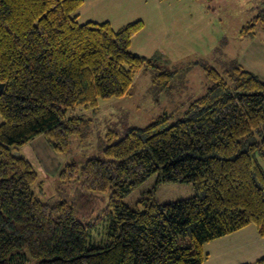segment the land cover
<instances>
[{"label":"trees","instance_id":"trees-1","mask_svg":"<svg viewBox=\"0 0 264 264\" xmlns=\"http://www.w3.org/2000/svg\"><path fill=\"white\" fill-rule=\"evenodd\" d=\"M83 3L0 0V264H23L28 255L37 264H203L210 241L251 224L264 236V80L240 60L226 74L206 66L211 85L173 124L164 113L115 142L111 132L106 158L64 166L65 181L111 191L105 245L89 242L78 215L93 210L90 196L49 203L35 194L38 175L15 154L20 146L44 135L55 152L67 151L83 123L69 111L128 94L147 67L161 71L159 82L173 75L158 56L131 50L142 19L117 30L108 21L80 22ZM258 27L264 32V3L241 35L264 42ZM155 173L143 208L123 201ZM163 182L192 184L195 194L160 203ZM248 264H264V256Z\"/></svg>","mask_w":264,"mask_h":264},{"label":"rangeland","instance_id":"rangeland-1","mask_svg":"<svg viewBox=\"0 0 264 264\" xmlns=\"http://www.w3.org/2000/svg\"><path fill=\"white\" fill-rule=\"evenodd\" d=\"M160 3L158 10L165 25L148 24L131 49L148 57L157 52L155 56L161 59V68L173 73L170 80L156 81L155 76L161 71L147 67L136 75L128 94L100 99L95 108L77 107L69 111V115H79L83 123L81 135L71 137L67 151L55 152L44 135L19 149L37 172L33 191L40 199L49 203L67 199L73 203L83 192L93 199V210L86 215L78 214L88 227L90 243L105 245L109 241L107 209L111 191L84 189L78 179L65 181L61 177L64 166L73 161L81 164L89 157L106 158L105 148L111 132L116 134L115 142L129 129L146 127L164 113L170 115L166 126L181 118L189 104L203 95L212 83L205 67L212 66L226 74L231 62L240 58L253 42L249 35H241V30L258 15L264 0H160ZM116 16L120 18L121 13L115 14V20ZM259 29L258 35L264 37ZM260 77L264 80V76ZM158 176L155 173L125 194L123 201L131 207L143 208L140 201L157 184ZM194 194L192 184L163 182L157 185L155 198L160 203H169ZM25 251L23 248L15 250ZM20 258L23 264H37L30 255Z\"/></svg>","mask_w":264,"mask_h":264},{"label":"crops","instance_id":"crops-1","mask_svg":"<svg viewBox=\"0 0 264 264\" xmlns=\"http://www.w3.org/2000/svg\"><path fill=\"white\" fill-rule=\"evenodd\" d=\"M152 2L150 3V0H84L83 5L78 11L79 20L82 19L83 22L108 21L117 30L128 23L142 19L144 27L133 37L132 48L134 42L140 37V34H142V31L148 24L155 22L158 25L161 23V26H164L166 23L165 21H161L163 17L158 10L161 5L160 0H152ZM117 12L121 13V17L118 18L116 16L115 20ZM253 39V42L248 45L240 55V58L236 60H240V62L251 68L255 73L264 76V50L261 48L264 47V42L260 40L261 38ZM156 54L157 52L152 56ZM3 120L0 114V124ZM204 252L206 258L203 264L252 263L264 256V236H261L258 233L257 227L251 224L206 243L204 245Z\"/></svg>","mask_w":264,"mask_h":264},{"label":"water","instance_id":"water-1","mask_svg":"<svg viewBox=\"0 0 264 264\" xmlns=\"http://www.w3.org/2000/svg\"><path fill=\"white\" fill-rule=\"evenodd\" d=\"M4 86H5V83H1V82H0V93L3 91ZM15 154H16V155H19V151H16Z\"/></svg>","mask_w":264,"mask_h":264}]
</instances>
